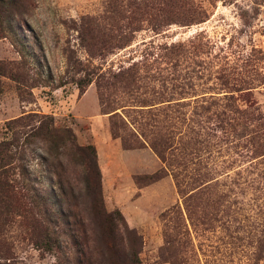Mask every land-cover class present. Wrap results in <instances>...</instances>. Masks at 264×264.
<instances>
[{"label":"rangeland","instance_id":"obj_1","mask_svg":"<svg viewBox=\"0 0 264 264\" xmlns=\"http://www.w3.org/2000/svg\"><path fill=\"white\" fill-rule=\"evenodd\" d=\"M9 16L15 33L0 39V143L10 121L37 112L91 146L105 215L98 231L107 226L136 250L139 264H264V147L253 149L264 130L233 143L214 124L222 109L210 100L233 96L235 109L264 112V0H19ZM135 64L137 77L114 79ZM231 68L249 83L244 92L218 85ZM168 100L154 110L141 104ZM154 118L176 127L169 165L149 146L122 144H144ZM28 141L35 144L24 159L8 166L20 183L14 205L0 195V264H59L35 243L37 204L48 198L62 217L71 207L87 222L91 192L82 189L76 158L64 154L73 192L62 195L64 206L57 202L42 146ZM195 141L199 159L191 155ZM92 221L86 225L95 229ZM72 229L62 225L65 239ZM65 252L75 264L74 250Z\"/></svg>","mask_w":264,"mask_h":264},{"label":"trees","instance_id":"obj_2","mask_svg":"<svg viewBox=\"0 0 264 264\" xmlns=\"http://www.w3.org/2000/svg\"><path fill=\"white\" fill-rule=\"evenodd\" d=\"M18 1L19 0H0V39L7 38L6 31L15 33V30L10 28V23L13 18L9 15L18 9ZM4 66V64L0 63V77L4 76ZM136 67L137 65L135 64L130 70H121L118 75L114 76V79L119 80L126 76L132 79L137 77L139 72H135ZM217 80L219 82L218 85L223 86L225 88L224 90H232V92L239 93L247 90L244 88V85L249 84L241 78V72L239 70H233L232 68L224 70L222 74H220V77H217ZM210 100L213 101L214 107L222 109L214 114V118L212 119L214 124L218 129L227 131L230 136L233 135V143L241 140L243 138L242 134L247 136L246 133L251 132L259 137V132L264 130V112L260 109L253 110V108H255L254 106L244 110L235 109L232 105V102H235L233 96L226 95L223 99L215 101V99L211 98ZM165 102L171 101H152L151 103L141 102V104H143L142 107L151 106L152 109L150 110H154L156 109L154 106ZM202 102H208L206 97H202ZM201 108L205 109L204 107ZM152 112L153 111H150V113ZM153 116L156 117V115ZM149 126H151V130L149 129L150 134L142 133V140H145H143L144 144L129 145L126 140L122 139L123 147L125 150H137L149 146L160 158L163 164L166 165L169 163V153L173 147L171 143L175 139V132L172 129H176V127L172 126L170 128L171 125H167L164 120L158 121L156 118L152 120V123L149 124ZM5 134V139L0 143V171L2 172L0 174V195L5 205L8 207L14 205L13 196L17 192V189H19L20 185L16 173H10V171H14V167L13 169H10V167L8 169V166L11 165V161L24 159L26 150L35 144L30 143L28 141L29 138H33L35 140L34 142L38 141L42 146L41 150L43 151V154L41 157L47 162L48 172L56 179L52 178L54 179V186L58 188V191L61 193V195L57 193V202L62 204L64 201L63 196L67 195L68 192L67 188L73 192V188L69 181L65 180V170L61 159L64 154H70L76 158V164L82 171V189L91 192L89 195L92 196V207L88 212L93 219L90 220L89 218L87 222L81 218L79 213H75L71 210V207L68 210H64L66 209L64 208L62 211V213L69 212L68 214L70 215L68 216L72 219V222H69L67 219L68 216L62 217L60 214L61 212L54 209V205L48 198L42 199V203L40 204L39 202L37 204L39 216L36 218V223L39 231L38 234H36L35 243L38 247L50 253H55L59 264H71L69 262V257L65 252V250L69 249L74 250L75 264H95L94 256L96 255L107 257V259L109 256V259H111L110 264H118L116 258H119L122 262L128 258L130 264H139L136 250L133 248L129 249L128 246L125 245V241H119L115 233L110 231L107 226L103 228L102 232L98 231L95 222L102 220L105 215H103L100 198L101 173L97 165V160H95V158L91 159L87 156V152L93 150L91 146H79L76 137L71 130H63L59 128L53 118L37 112L26 114L18 119L10 121L7 124ZM116 138L118 139L121 137L119 136ZM262 140L264 141V138L261 139V142ZM261 147H264L263 142L257 147L254 146L253 149ZM190 148L193 151L191 155H195L196 159L201 158L200 154L202 153V150L198 148L197 141H195ZM169 167L176 168L173 165H170ZM261 178L264 181V173ZM175 179L177 181L179 192L182 195H186L185 191L182 190L180 175H175ZM60 219H63L62 222H60ZM91 221L94 223L93 225H95V229L94 227L89 228V226L86 225ZM58 223L68 226L72 225L73 233L70 235L69 240L65 239L64 236L67 234L62 231V225H60L61 230L59 229ZM261 235V249L264 251V220L262 223ZM120 242H124L122 243L124 244L122 249L119 244Z\"/></svg>","mask_w":264,"mask_h":264},{"label":"crops","instance_id":"obj_3","mask_svg":"<svg viewBox=\"0 0 264 264\" xmlns=\"http://www.w3.org/2000/svg\"><path fill=\"white\" fill-rule=\"evenodd\" d=\"M127 151H134V150H127Z\"/></svg>","mask_w":264,"mask_h":264}]
</instances>
